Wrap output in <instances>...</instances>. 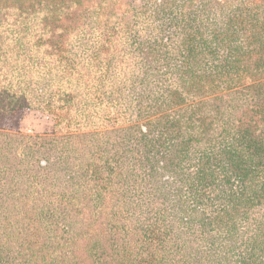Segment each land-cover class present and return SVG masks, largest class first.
I'll use <instances>...</instances> for the list:
<instances>
[{
  "label": "rangeland",
  "instance_id": "1",
  "mask_svg": "<svg viewBox=\"0 0 264 264\" xmlns=\"http://www.w3.org/2000/svg\"><path fill=\"white\" fill-rule=\"evenodd\" d=\"M88 1L92 9L91 13L83 14L84 17L79 22L72 24L76 30L75 36L70 41L73 47L63 61L51 65L49 61L44 60L32 65L31 69L36 72L39 69L49 71L46 79H41L39 83L35 82L41 87L40 89L34 86L30 89L26 86L29 79L26 76L19 79L24 81L23 84L15 79L10 85L9 79H0L6 81L0 87V161L2 162L0 200L5 201L11 194L16 196L17 192L22 191L26 186L31 188L32 186L27 184L30 182L23 183L21 180L28 177L27 173H30L28 171L31 169L39 171V163L46 164L45 159L48 160L49 166L43 167L45 169L43 174L52 176L49 182L58 181L60 186L66 188L64 191L66 195L61 201L67 198L70 200L71 193H74L78 187L87 185L86 183H89L98 171L107 174L106 192L118 196L136 181L142 193L134 197L125 195L132 198L130 207L134 213L133 218L132 215L130 216L128 224L130 230L125 239V245L129 249V257L125 264H143L145 257L136 254L133 246L140 244L144 236L138 233L135 227L142 228L144 224L141 225V222L149 215L154 216L152 218L154 222L158 221L156 215L159 206L162 207L160 217L165 227L163 230L166 236L165 251L159 250L162 247L160 245L151 248V253L162 254L160 257H164L166 264H196L198 258L205 253L202 245L211 251L212 231L214 237H223L220 232H226L217 230L214 222H210L206 227L204 225L206 219L202 217L203 212L209 216L223 211L228 200V188L234 180H231L228 187L226 184V189H222L225 185L221 184L220 179H217L219 183L211 186L193 183L196 159L193 156L195 153L189 152L190 149L187 157L175 161L177 166L171 165L173 168L171 170L170 163L167 169L163 166H154L152 163L157 157L167 162L170 160L172 147L170 133H163L161 129L165 126L170 127V114L176 111V107L170 104L174 96L170 95L176 82L179 83L178 69L185 59L183 53L181 56L175 54L177 53L175 49H183L184 45L189 44L190 40H186L187 33L198 31L194 36L195 42L201 45L199 48L206 47L204 41L208 39L207 42L213 48L218 45L219 51L220 45L227 44V33L231 30H228L226 19L233 13L230 12V8L220 5L216 11L217 15H213L212 10L206 12L209 19L202 23L199 30H195L193 25L199 23L191 21L190 15L194 13H191L192 9L199 5L198 0ZM232 2V7H235L237 0ZM211 6L212 4L207 5L209 8ZM40 8L34 7L27 19L24 16L16 17L18 13L15 10L5 16L0 9V28L8 30L5 35H0L2 38L0 42L10 45L11 38L13 41L19 40V34L24 39L34 42L33 39L38 37L35 34L39 29L38 20L44 12ZM67 8L69 9L68 6L63 7L62 12H66ZM74 8L76 7L70 5L71 11ZM214 28L218 33L216 41L208 38L212 36ZM200 30L203 35L200 34ZM40 31L44 32L45 38L50 33L49 29H40ZM223 53L217 55L215 62L224 59ZM7 62H9L7 55L0 52V65L7 67ZM126 65H129L127 70L124 68ZM209 65H212V62ZM209 65H205L204 69L207 70L206 66ZM88 66L99 69V77L104 80V83L96 89L94 84H90L91 87L88 89L81 88L84 83L81 81L84 78L80 77L84 75L83 69L90 72ZM69 68L70 73L67 75ZM69 83L73 84L72 89L79 94L72 110L69 111L72 117L78 119V121L73 120L71 125L80 127V130L75 131L74 136H69L62 126L57 125L58 120L65 129L70 124L65 117V110H60L65 105L52 106L46 103L55 95L57 97L60 95L59 85L66 88ZM30 90L31 96L43 92L40 97L35 98V103L32 102V105L27 103L25 96L31 93ZM52 91L53 94H50ZM227 92H217L212 97L207 96L198 100L204 102V105L210 104L215 107L222 102L219 97L225 98ZM96 96L101 99V103L93 102ZM205 108L207 107L201 109L206 110ZM94 111L96 113L91 114ZM110 112L119 115L121 125L107 116L102 119V114L109 115ZM58 113L64 117L58 119ZM151 120L153 122L149 123ZM32 139L37 149H33L32 158H24L26 143L31 142ZM120 159H124L125 163L132 166L131 172L123 168ZM18 161L20 163L16 164ZM153 180L159 186L157 191H153L151 187ZM232 187L237 189L236 184ZM46 192L41 193L37 189V192L31 194L44 197L43 195L47 196ZM141 194L146 199H142ZM112 201L111 205L122 213L121 199L116 197V200L112 199ZM135 203L138 205L135 206ZM25 206L27 210L34 208L29 202H26ZM139 217L141 219L136 225L137 222L134 221ZM116 219L121 220L118 217ZM246 227H248L247 223L240 216L237 231H242ZM205 228L206 232H204ZM218 242L221 243L220 245L227 243L226 238H220ZM235 242H237L235 251L228 252L229 263L225 264H245V245L239 240ZM1 251L5 254L10 253L13 257L7 244L2 246ZM225 255L226 252L219 248L217 256L213 258L210 256L209 261L212 258L213 264H218L223 261Z\"/></svg>",
  "mask_w": 264,
  "mask_h": 264
},
{
  "label": "trees",
  "instance_id": "2",
  "mask_svg": "<svg viewBox=\"0 0 264 264\" xmlns=\"http://www.w3.org/2000/svg\"><path fill=\"white\" fill-rule=\"evenodd\" d=\"M198 1L199 5L192 9L191 13H194L190 15L191 21L199 23L193 25L195 30H199L202 23L209 19L206 12L212 10L213 15H217V8L221 5L230 8V12L233 13L226 19L228 30L231 31L227 33V44L224 42L226 46L220 45L219 51L218 45L213 48L207 42L208 39L204 41L206 47L199 48L201 45L195 42L194 36L198 31L187 33L186 40H190L189 44L184 45L183 49H175L177 52L175 54L181 56L183 53L185 59L179 65V83L176 82L171 95L169 94L171 97L174 96L170 104L176 107V111L170 114V127L165 126L161 129L163 133H170L172 143L170 160L167 162L157 157L152 165L167 169L170 163L171 170L173 169L171 165H176V160L187 157L190 149L189 152H194L193 156L196 159L193 183L211 186L219 183L217 179H220L221 184L225 185L222 189H226V184L228 187L231 180H234L228 191L226 190L229 195L223 211L209 216L203 212L206 227L210 222H214L217 230L226 232L218 231L223 237H214L212 231L211 251L202 245L205 253L198 258L196 264H213L212 258L217 256L219 248H222L226 255L218 264L229 263L228 252L235 251L237 243L235 241L238 240L245 245V264H264V0H237L235 7H232L233 0ZM88 2V0H0V9L5 16L15 10L18 13L16 17L24 16L27 19L34 7H41L40 9L44 11L38 20L39 29L35 33L38 37L33 39L34 42L24 39L20 34L18 37L21 43L19 40L13 41L12 38L10 45L0 42V52L9 59L7 67L0 65V79H9L10 85L15 79L23 84L24 81L19 79L26 76L29 77L26 86L30 89L32 86L40 89L35 82L39 83L41 79H46L49 71L39 69L36 72L31 69L32 65L44 60L49 61L51 65L63 61L73 47L70 41L76 30L72 24L79 22L84 17L83 14L91 13L92 9ZM211 4L210 8L207 7ZM70 5L76 8L71 11ZM65 6L69 9L62 12ZM40 29H49V35L45 38L44 32ZM5 33H8V30L0 28V35ZM200 34L203 35L201 30ZM208 38L212 41L218 39L216 28ZM235 42L236 45H233ZM222 53L224 59L215 62L217 55ZM211 62L212 65H209ZM205 65H209L206 66L207 70L204 69ZM124 68L127 70L129 65ZM88 69L90 72L83 69L84 75L80 77L84 78L81 81L84 82L81 88L88 89L91 87L90 84H94L96 89L104 80L99 77V69L92 66H88ZM33 73L38 75L35 77ZM68 73L70 68L67 75ZM5 82L0 81V87ZM58 88L61 91L60 95L58 97L55 95L46 103L52 106L65 105L60 110H65V117L70 124L65 129L58 120L57 125L62 126L69 136H74L80 127L71 125L73 120L78 119L72 117L69 111L72 110L79 94L72 89L71 83L66 88L63 85H59ZM222 91L228 92L225 98L219 97L222 102L215 107L210 104L204 105V102L198 100L207 96L212 97ZM42 93H34L33 96L32 92L26 94L27 103L32 105L35 98L40 97ZM50 94H53V91ZM100 100L97 96L93 98V102L101 103ZM202 107L207 108L202 110ZM95 113L96 111L91 114ZM106 116L120 123L117 113L110 112L109 115L102 114L101 117L104 119ZM61 117L64 116L58 113L57 118ZM151 122L153 120L149 123ZM26 146L24 158H32L33 149H37L34 139L27 142ZM45 160L46 164L39 163V171L31 169L28 171L30 173H27L28 177L21 180L23 183L30 182L27 184L31 185V188L26 186L22 191L17 190L16 196L11 194L5 201L0 200V264H125L129 257L125 239L130 230L128 226L130 216L133 218L134 214L130 207L132 198L125 195L134 197L142 193L136 181L118 196L106 192L107 174L98 171L84 187H78L74 193L68 190V194H72L70 200L67 198L61 201L66 195L64 192L66 188L60 186L58 181L49 182L52 176L43 174L45 173L43 167L49 166L48 160ZM130 161L132 163V160ZM120 162L126 171L131 172L132 166L129 163H125L124 159H120ZM18 163L20 162H16ZM1 164L0 161V166ZM5 169L7 170L6 167ZM156 183L154 180L151 182L153 191L159 189ZM234 184L237 189L232 187ZM37 189L41 193L47 191V196L37 197L31 194L37 192ZM116 197L122 201V213L111 205L112 199L116 200ZM141 197L146 199L143 195ZM26 202L31 203L35 209L27 210ZM161 211L162 207L159 206L156 215L158 221L154 222L152 219L154 216L149 215L141 222V225L144 224L142 228L135 227L137 232L144 236L140 244L133 246L136 254L145 257L142 259L143 264H166L164 257H160L162 254L159 252V255L157 252L152 254L150 251L151 248L160 245L162 247L159 250L165 251L166 236L163 233L165 227L160 217ZM240 216L248 227L237 231ZM116 217L121 220H117ZM140 219L141 217L137 218L134 223L139 224ZM206 230L205 228L204 232ZM220 238H226L227 243L220 245L218 242ZM4 244L11 249L13 257L10 253L5 254L1 251ZM210 256L212 258L209 261Z\"/></svg>",
  "mask_w": 264,
  "mask_h": 264
}]
</instances>
